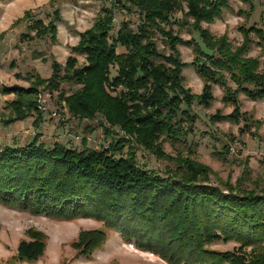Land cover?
Returning <instances> with one entry per match:
<instances>
[{
    "label": "trees",
    "instance_id": "obj_1",
    "mask_svg": "<svg viewBox=\"0 0 264 264\" xmlns=\"http://www.w3.org/2000/svg\"><path fill=\"white\" fill-rule=\"evenodd\" d=\"M131 8L138 12L136 29L122 22L110 40L114 11ZM228 9L229 0H114L71 49L72 54L84 56L86 64L77 67L75 57L67 59L61 81L80 85V89L69 96L59 95V102L72 119H98L106 134L118 127L124 136L153 149L159 135L170 138L179 132V122L174 120L181 99L187 105L189 100L198 101L182 86V70L188 66L203 79V92L211 84L225 86L231 78L238 91L252 100L264 98V77L255 73L258 62L250 64L245 56L253 43L252 31L260 41L256 45L264 49L263 32L239 27L243 43L234 48L228 39L216 38L201 27ZM176 13L182 16L181 26L189 25L212 54L204 53L195 40L184 43L174 34ZM34 25L36 31L40 29L38 35L56 32V25L50 30L46 27L45 32L41 23ZM157 37L170 49L168 55L158 50ZM181 43L193 51L189 64L179 59L176 47ZM117 46L126 53L117 54ZM110 66L117 69L114 79L109 78ZM246 83L254 84L255 90L246 89ZM58 86L52 81L45 89L52 92ZM38 89L17 91L15 118L5 124L20 121L24 111L42 110L36 100ZM38 122H34L36 127ZM115 143L97 152L58 142L46 146L36 136L20 147L0 146V204L59 221H99L124 243L166 264H264V193L241 196L229 187L220 190L207 180H198L194 169L187 173L192 176L143 169L134 155L124 156L123 143ZM26 233L33 241L19 242L16 256L20 259L40 255L44 247L41 233L31 229ZM103 239L100 231L80 232L75 246L84 245V253ZM215 242H234L237 251L206 249ZM247 248L260 249V253L248 258L242 253Z\"/></svg>",
    "mask_w": 264,
    "mask_h": 264
},
{
    "label": "rangeland",
    "instance_id": "obj_2",
    "mask_svg": "<svg viewBox=\"0 0 264 264\" xmlns=\"http://www.w3.org/2000/svg\"><path fill=\"white\" fill-rule=\"evenodd\" d=\"M113 2L0 0V146L20 147L36 136L46 146L58 142L74 149L85 147L97 152L106 150L110 143H123L124 156L134 155L143 169L160 174L169 170L181 176H192L187 173L194 169L198 171V180H207L220 190L229 187L241 196L262 195L264 98L252 100L245 92L238 91L231 78L227 79L225 86L211 84L208 91L203 92V79L191 66L184 68L182 86L195 98L198 97V101L189 100L187 105L186 100L181 99V110L174 120L179 122V132L174 131L170 138L159 135V139L152 143L153 149H157L155 151L137 143L136 138L124 136L118 127H113L110 135L98 126V119L80 121L69 116L58 96H69L77 92L80 85L61 81L67 59L75 57L77 67L86 64L84 56L72 54L71 49L79 43V35L92 29L102 19L101 11L110 8ZM172 19L178 20L172 29L184 43L198 42V34L189 25L181 26L180 13L174 14ZM122 22H127L135 30L139 22L138 12L133 8L130 11L115 10L108 34L110 40L115 38L113 35ZM179 22L181 27L177 25ZM35 23H41L44 32L46 27L50 30L52 25H56L54 36L49 33L38 35L40 29L35 30ZM201 27L216 38L228 39L232 47H239L243 43L239 27H255L264 34V0H229L228 10L222 11L212 24L202 23ZM256 34L255 31L250 33L253 43L245 56L250 64L254 60L258 62L255 73L263 78L264 49L256 45L260 43ZM155 40L158 50L168 55L170 49L164 46L160 37ZM198 44L204 53L212 54L201 41ZM176 48L183 63L192 62L193 51L188 45L181 43ZM116 52L126 53L120 46L116 47ZM115 77L116 66H110L109 78ZM52 81L59 86L50 92L45 87ZM32 86L41 88L36 92V100L42 110L24 111L20 121L5 124L10 117L15 118L17 91ZM244 87L250 91L256 88L252 83H246ZM37 120L39 127L34 124ZM99 120L102 121L101 118ZM29 229L44 236L42 252L28 259L17 258L19 242L28 244L33 241L26 233ZM94 231L102 232L104 239L97 247L92 246L90 251L82 253L85 246H75L79 233ZM236 248L234 242H215L206 247L217 253L237 251ZM242 253L251 258L253 253L259 254L260 249L247 248ZM0 264L166 263L153 254L124 243L118 233L106 229L99 221H59L0 204Z\"/></svg>",
    "mask_w": 264,
    "mask_h": 264
}]
</instances>
